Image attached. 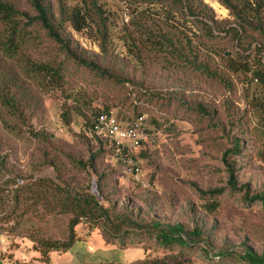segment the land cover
<instances>
[{"label":"rangeland","instance_id":"1","mask_svg":"<svg viewBox=\"0 0 264 264\" xmlns=\"http://www.w3.org/2000/svg\"><path fill=\"white\" fill-rule=\"evenodd\" d=\"M14 1L25 6L24 0ZM99 1L111 14L113 52L107 58L100 56L86 30L77 32L67 23L62 37L101 68L120 74L148 95L162 96V100L137 95L150 108L136 116L128 90L69 62L63 92L45 93L28 86L27 113L20 121L4 117L0 110V264L32 260L31 251L41 256L39 242L66 240L70 215L60 208L65 192L93 194L104 208L135 212L142 220L181 224L187 231L197 227L215 250L264 252V209L254 203L242 206V194L226 192L213 201V210L208 207L211 202L200 199L194 189L226 187L220 158L229 134L243 144L234 161L238 185H246L250 195L264 194V153L259 156L264 151V89L236 59L245 55L248 44L252 52L254 45L264 42L251 33L238 44L231 37L220 43L201 37L194 47L209 55V64L223 83L187 69L166 70L160 64L140 67L123 46L121 28L129 19L125 5L120 0ZM201 1L215 11L218 20L234 26L233 19L213 0ZM66 2L71 8L77 0ZM261 18L264 24V12ZM222 49L231 56L232 68L221 60ZM254 62L253 53L250 67ZM196 104L214 112L213 127L206 128V122L189 110ZM105 107L113 109L123 127L144 118L146 142L132 153L141 169L138 177L124 173L108 140L88 134L94 115ZM91 155H96L94 169L102 177L100 196L96 178L89 180L74 165L87 162ZM74 232L79 239L91 232L101 235L89 222L80 223ZM140 240V245L130 248L131 260L142 255L143 260L163 258L159 250H144L148 240ZM180 264L206 263L191 254Z\"/></svg>","mask_w":264,"mask_h":264},{"label":"trees","instance_id":"2","mask_svg":"<svg viewBox=\"0 0 264 264\" xmlns=\"http://www.w3.org/2000/svg\"><path fill=\"white\" fill-rule=\"evenodd\" d=\"M66 1L24 0L25 6L21 8L14 0H0V110L4 117L17 121L25 117V92L28 86L45 93L63 92L69 62L101 81L128 90L134 115L142 116L150 106L137 95H145L151 101L162 96L148 95L146 90L135 88L120 74L101 68L95 60L86 57L62 37L67 23L77 32L86 30L100 56L107 58L113 52L110 12L99 0H77L71 8ZM120 1L125 5L129 18L121 28L123 46L128 57L140 67L160 64L166 70L187 69L223 83L211 68L209 55L205 56L203 49L195 48L194 44L201 43V37L216 43L231 37L238 44L247 33L264 42L261 18L264 0H213L227 13V17L233 19V27L227 20H218L215 11L201 0ZM248 46L245 55H238L236 59L241 62L239 66L243 70L249 69L253 80L264 89V44L254 45L252 52H249ZM225 53L226 50L222 49L220 58L232 68L231 56ZM253 53L256 62L250 67L249 58ZM254 101L261 109L256 98ZM111 110L109 107L103 108L94 115L93 121ZM189 110L206 122V128L213 127L214 112L207 106L196 104ZM220 132L224 135V130ZM226 137L229 138L227 148L220 158L225 169L226 187L209 191L194 187L196 193L200 199L211 202L208 207L213 210L216 208L213 201L226 192L242 194V206L254 203L264 209V194L250 195L246 185H238L234 161L241 155L243 144L229 134ZM263 153L260 152L259 156ZM95 157L91 155L87 162L77 161L74 165L89 180L92 176L96 178L97 195L100 196L102 177L94 169ZM46 183L50 184L49 181ZM61 201L62 213L70 215L67 237L63 242H39V252L45 261L49 260L51 252L70 251L79 240L74 232L75 227L89 222L99 230L108 246H116L123 251L140 245V239L146 238L148 244L144 245V250L150 248L164 254L163 258L143 260L139 264H180L181 259L191 254L198 255L206 264H264V252L258 253L251 248L241 252L215 250L211 248L208 237L197 227L187 231L181 224L162 225L154 219L142 220L138 214L128 210L116 212L112 206L104 208L93 194L65 192Z\"/></svg>","mask_w":264,"mask_h":264},{"label":"built area","instance_id":"3","mask_svg":"<svg viewBox=\"0 0 264 264\" xmlns=\"http://www.w3.org/2000/svg\"><path fill=\"white\" fill-rule=\"evenodd\" d=\"M88 134L108 140L124 173L131 177L140 176V166L132 153L139 149L143 142H146L143 117L123 127L111 110L95 118L88 128Z\"/></svg>","mask_w":264,"mask_h":264},{"label":"crops","instance_id":"4","mask_svg":"<svg viewBox=\"0 0 264 264\" xmlns=\"http://www.w3.org/2000/svg\"><path fill=\"white\" fill-rule=\"evenodd\" d=\"M76 247L79 252L74 251ZM130 251V248L122 251L108 246L98 232H91L75 242L70 251L51 252L47 261L41 259L38 252L31 251L32 260H15V264H135L143 261V255L131 260Z\"/></svg>","mask_w":264,"mask_h":264}]
</instances>
